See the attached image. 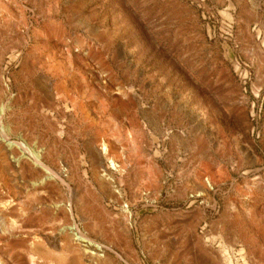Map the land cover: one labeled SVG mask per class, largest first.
<instances>
[{"label":"rangeland","instance_id":"obj_1","mask_svg":"<svg viewBox=\"0 0 264 264\" xmlns=\"http://www.w3.org/2000/svg\"><path fill=\"white\" fill-rule=\"evenodd\" d=\"M226 261L264 264V0H0V264Z\"/></svg>","mask_w":264,"mask_h":264},{"label":"bare ground","instance_id":"obj_2","mask_svg":"<svg viewBox=\"0 0 264 264\" xmlns=\"http://www.w3.org/2000/svg\"><path fill=\"white\" fill-rule=\"evenodd\" d=\"M202 185V184H201ZM204 186V185H203ZM205 191V190H204ZM235 221V220H234ZM76 239H79V240H81V241H83V238H82V236H77L76 237ZM225 255V254H224ZM97 257V256H96ZM225 260V259H224ZM230 261V260H229ZM229 261H226L227 262V264H229Z\"/></svg>","mask_w":264,"mask_h":264}]
</instances>
